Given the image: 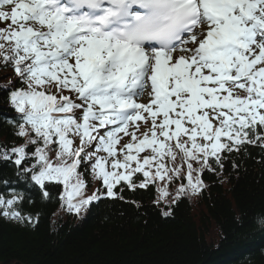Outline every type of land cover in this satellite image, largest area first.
<instances>
[{
    "label": "snow or ice",
    "instance_id": "1",
    "mask_svg": "<svg viewBox=\"0 0 264 264\" xmlns=\"http://www.w3.org/2000/svg\"><path fill=\"white\" fill-rule=\"evenodd\" d=\"M0 24L4 122L26 138L0 145V175L62 185L69 213L158 181L198 194L228 154L264 152V0H0ZM23 199L0 195V217L33 222Z\"/></svg>",
    "mask_w": 264,
    "mask_h": 264
},
{
    "label": "trees",
    "instance_id": "2",
    "mask_svg": "<svg viewBox=\"0 0 264 264\" xmlns=\"http://www.w3.org/2000/svg\"><path fill=\"white\" fill-rule=\"evenodd\" d=\"M16 79L11 67H0V85ZM5 116L19 114L0 90V145H23L26 138L14 134ZM248 149L242 155L228 154L223 170L214 165L215 172L205 171V187L198 194L188 192L176 199L181 183L176 181L160 199L157 187L165 182L158 181L135 191L125 188L122 200L94 201L79 215L62 207V185L47 186L46 198L8 168L0 180L13 183H0V195L22 193L17 208L34 220L20 223L0 217V263L264 264V226L259 224L264 213V152L255 145ZM86 178H91L90 170Z\"/></svg>",
    "mask_w": 264,
    "mask_h": 264
},
{
    "label": "rangeland",
    "instance_id": "3",
    "mask_svg": "<svg viewBox=\"0 0 264 264\" xmlns=\"http://www.w3.org/2000/svg\"><path fill=\"white\" fill-rule=\"evenodd\" d=\"M141 102H147V100H142ZM128 137H125L124 140H127ZM123 142V141H122ZM87 179V178H86ZM88 181H90V184L88 186V188L86 189V195H92L93 191L95 189H99L101 187V183L99 180H94L91 176L90 179H87Z\"/></svg>",
    "mask_w": 264,
    "mask_h": 264
},
{
    "label": "flooded vegetation",
    "instance_id": "4",
    "mask_svg": "<svg viewBox=\"0 0 264 264\" xmlns=\"http://www.w3.org/2000/svg\"><path fill=\"white\" fill-rule=\"evenodd\" d=\"M0 264H11V263H0ZM18 264V263H17Z\"/></svg>",
    "mask_w": 264,
    "mask_h": 264
}]
</instances>
